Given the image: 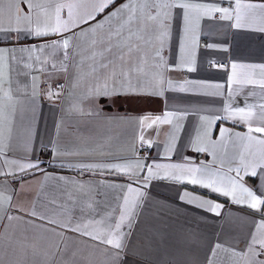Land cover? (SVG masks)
<instances>
[{"label": "crops", "instance_id": "crops-1", "mask_svg": "<svg viewBox=\"0 0 264 264\" xmlns=\"http://www.w3.org/2000/svg\"><path fill=\"white\" fill-rule=\"evenodd\" d=\"M57 2L62 0H52L53 5ZM186 2L234 7V0ZM7 3L3 0L5 10ZM86 10H91L90 0L79 12ZM110 11L111 7L96 20ZM169 11L167 35H161L164 29L157 22L141 20L131 25L137 33L131 37L128 28L119 37L112 35L117 20L87 34L81 29L95 27V21L46 36H35L25 30L26 25L20 31H0V48L9 50L0 68V192L11 197L0 207V264H249L251 253L233 257L232 250L247 252L252 236L264 235L256 230L264 220V205L258 211L236 203L249 199L239 187L232 196L204 184L212 178L217 181L214 187L230 190L232 177L264 199V166H256L260 146L253 144L245 151L243 139L249 124L264 126V120L242 121L225 111V105H254L257 116L260 113L264 88L229 86L228 77L233 63L264 64V31L259 30L258 20L250 19L251 27L235 28L234 20L214 14L198 21L193 15L186 33L184 9ZM37 12L33 11V26ZM61 18H68L67 9ZM40 20L55 24L54 15H41ZM145 27L146 31H138ZM73 32L69 49L53 44ZM130 45L140 50L130 54ZM182 57L190 63L177 67ZM102 64L109 66L101 68ZM137 67L142 71L134 70ZM156 72H162V77L154 76ZM260 77L257 68L253 78ZM56 84L61 85L60 95L52 100L49 93ZM105 84L109 92L121 90V94L91 95ZM217 84L223 87L217 89ZM129 87L138 94H128ZM181 87L187 90L180 91ZM165 113L173 114L171 123L147 126L156 117L163 120ZM143 117L148 119L141 123ZM221 129H227L223 137ZM194 144L207 151H195ZM241 154L249 167H241ZM28 164L34 167H25ZM105 165H120L127 171ZM168 165L205 169L204 184L173 179L188 173ZM128 185L142 195L129 193ZM125 195L135 206L130 203L131 215L117 232L122 248L72 230L87 224V231L107 238L124 211ZM207 202L221 207L212 211ZM33 209L47 219L31 216ZM49 219L59 224H50ZM100 220L103 225L94 223ZM254 247L260 251L259 245ZM255 261L264 264V252Z\"/></svg>", "mask_w": 264, "mask_h": 264}, {"label": "snow or ice", "instance_id": "snow-or-ice-1", "mask_svg": "<svg viewBox=\"0 0 264 264\" xmlns=\"http://www.w3.org/2000/svg\"><path fill=\"white\" fill-rule=\"evenodd\" d=\"M3 0H0V31L3 32H13V31H20L22 25H26L25 30L30 31L35 36H46L50 33H61V32H70L73 28H78L80 25L89 24V22L95 21V27L89 25V29H81L82 34H87V31H95L96 28L102 29L105 23H108L111 26V22L113 20L118 21L117 30L112 33L119 37L125 28L129 30V37L133 35H137V33L131 31V25L137 21L141 20L144 22H157L158 26L163 28V32L161 35H167V26L166 20L170 16V9L172 8H181L184 9V20H185V32L189 30L188 26L190 23V18L195 15L197 21L199 20L200 16H207L213 17L214 14H219L220 19L222 20H234L235 22L232 24V27L235 28H246L251 27V23L249 20H258L261 23V27H259L260 31H264V2H245V0H234V7L226 8V7H219L216 4L211 3H188L186 0L184 2H179V0H123V2L118 3V0H90L91 10L84 11L83 14H80L79 9L85 8V0H62V2H57L53 5L52 0H46L45 3H34L33 0H8L7 3V10L2 6ZM21 5L24 7L22 8ZM112 8V11L108 12L107 16L104 17L103 20H96L97 15L103 14L107 9ZM27 9V11H25ZM63 9H67V19L64 20L61 18V12ZM38 10L37 12V20L35 22V26H33V11ZM153 11L155 14L153 15ZM43 15L45 17L51 18V15L55 17V24L50 25L48 23H42L40 20V16ZM7 23V27L3 25ZM146 31V27L139 29ZM76 33H72L71 36L62 38L60 41H54V45H59L64 49H69L71 46V42L73 37ZM138 39H143V37H137ZM95 40L92 41L95 44ZM148 43L149 41H144ZM35 45L32 46V49H35ZM41 46V50H42ZM208 47L212 48L215 45H208ZM29 50L30 49H22ZM111 51V47L107 49ZM139 47L135 45L129 46V53H133L134 51H139ZM185 50L184 43H181V53ZM9 50L6 48H0V68L3 66V62L5 61V53ZM67 55V53H65ZM155 56H160V51L157 50L155 52ZM39 59V57H37ZM123 59V57H121ZM143 59V57H141ZM190 61H184L182 57V62L177 67H185ZM108 64H102L101 68H108ZM160 65H157L159 68ZM259 69L261 73L260 79H255L254 72L255 69ZM232 74L228 77L229 86L232 84H250V85H259L261 88H264V64L261 65H244V64H236L233 63L231 65ZM136 71H142L141 68L137 67L134 69ZM191 70V69H190ZM243 70H248L247 75L244 78H241V74ZM95 71V69H93ZM115 74V73H114ZM122 75H126L125 73H121ZM154 76L162 77V72L153 73ZM2 82V81H0ZM172 82L169 81V84ZM185 84H189V81H185ZM217 89L222 88L223 85H214ZM180 91H186V88L181 87ZM128 94H138L136 89L129 87L127 89ZM121 94V90H114L113 92L108 91L107 84L103 86L102 89H98L96 92L91 93V95L96 97H110V96H118ZM155 95H163L162 92H156ZM220 94V93H216ZM49 95H53V93H49ZM4 96L9 97L8 92H4ZM254 105H246L245 107H237L232 108L231 105H225V111L228 113L229 117H239L242 121H252L254 118L264 120V104L260 105V113L257 116L256 112L254 111ZM172 113H165L163 120L160 117H156L152 120V123L148 124V127H152V124H155L157 121L161 123H171L170 117H172ZM220 117H216L215 119H219ZM3 119V108H0V121ZM148 117H143L141 119V123L144 120H147ZM227 132V129H221V137ZM252 133L260 134V136H264V126H257L252 127L249 124L248 128V135L243 137L246 140L244 144L245 151L251 149L252 145H259L260 146V160L259 164L256 166H264V138H260L256 135H252ZM240 134H237L239 136ZM143 140V137L140 138ZM195 151L197 152H204L207 151L204 147L195 146ZM0 151H3L0 148ZM25 167L31 168L34 165L28 164ZM90 167V166H87ZM104 167H111V168H119L120 171L124 172L127 171L126 167H122L120 165H105ZM157 167H162L161 165H157ZM165 167L170 168H177V169H186L188 175L181 177L179 175L172 176L173 179L181 180V179H188L192 184H204V172L205 169H201L196 166H188V165H168ZM241 167L247 168L249 165L245 162L243 154H241ZM152 169L149 167V172L151 173ZM231 171V169H229ZM237 174H239L240 168L236 169ZM199 174V175H198ZM251 175L255 176L256 172L253 170ZM229 184L231 185L230 190H223L221 187H214L217 181L215 179L209 178L207 184L204 186L213 188L217 192L223 191L225 195H232L234 196L237 187H239L243 192H245L248 196V200H235L236 203H247L248 206L254 210H260L261 206L264 205V199L260 196H257L251 189L244 187L243 184H239V182L232 177L228 178ZM128 192L134 193L136 196L142 195L139 189L133 188L131 185H128ZM187 195V194H186ZM185 197L182 196L181 199ZM195 199V198H193ZM11 200L10 196L5 197L2 192H0V207H3L8 201ZM191 202V201H189ZM54 203V202H53ZM134 207L135 201L129 200V197L125 195L124 197V204L120 220L116 223L115 229L109 233L107 238H103L101 235L96 234L94 235L93 232L87 231L88 225L85 224L83 228L77 225L73 228V231L80 232L84 236L92 237L93 239L102 240V242L110 245L116 249L122 248L121 243V236L117 234L118 230L121 227V224L131 215V207ZM210 210L216 211L221 205H211L210 202ZM31 216L36 217L40 220H46L47 217L43 215H39L35 209H33L30 213ZM9 220L13 219V217L9 216ZM50 224H59L57 220H48ZM97 225H103V220L95 221ZM64 227H68V225H64ZM256 230L258 232L264 233V220L259 221L256 224ZM255 245H259L260 251L258 252L257 249L254 247ZM219 248L220 245H217ZM260 252H264V235L261 237H257L255 234L252 236V241L248 245L247 252L241 253L232 250L233 257H240L243 258L248 253H251L252 259L250 260L249 264H262V262H256L255 257L260 254ZM56 254L53 253V256Z\"/></svg>", "mask_w": 264, "mask_h": 264}, {"label": "built area", "instance_id": "built-area-1", "mask_svg": "<svg viewBox=\"0 0 264 264\" xmlns=\"http://www.w3.org/2000/svg\"><path fill=\"white\" fill-rule=\"evenodd\" d=\"M59 90H61V85L60 84H56L54 86V88L52 89V93H53V95L51 97L52 100H55V99H57L59 97V95H60V93L58 92ZM41 98L42 99H46V95H45L44 92H41Z\"/></svg>", "mask_w": 264, "mask_h": 264}]
</instances>
